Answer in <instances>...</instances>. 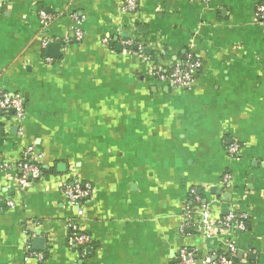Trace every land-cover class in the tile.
<instances>
[{
	"label": "crops",
	"instance_id": "obj_1",
	"mask_svg": "<svg viewBox=\"0 0 264 264\" xmlns=\"http://www.w3.org/2000/svg\"><path fill=\"white\" fill-rule=\"evenodd\" d=\"M262 1L137 0L127 14L123 0H0V92L24 108L21 120L0 112V264H177L181 249L201 258L225 242L235 264H264ZM127 38L141 54L124 53ZM187 54L201 62L189 88L150 75ZM32 144L49 173L21 191L5 166ZM74 179L92 187L81 216L62 192ZM191 188L214 220L246 215L245 230L205 238L199 216L182 229ZM70 219L87 246L67 245ZM25 230L31 246L44 240L42 261L25 260Z\"/></svg>",
	"mask_w": 264,
	"mask_h": 264
},
{
	"label": "built area",
	"instance_id": "obj_2",
	"mask_svg": "<svg viewBox=\"0 0 264 264\" xmlns=\"http://www.w3.org/2000/svg\"><path fill=\"white\" fill-rule=\"evenodd\" d=\"M137 0H123L122 11L127 14H132L136 11ZM255 20L258 22H264V0L260 2L255 9ZM76 21L75 38L80 41L83 38L80 24L82 19L76 15H73ZM39 21L43 27L48 26L52 17L44 12L39 13ZM104 43H108V39L102 40ZM50 40L44 38L42 40V48H46ZM133 40L124 39L121 42L123 51L130 55H139L142 53L141 48L138 50H132ZM201 67V62L198 58H195L191 54H187L181 61L175 62L172 67L167 70H163L160 67L152 66L150 69V75L159 82L169 84L175 89H187L193 81L195 74ZM0 112L13 116L17 120H21L24 115L23 100L19 95H10L5 92H0ZM238 146L237 144H230L227 149L228 158L231 160L237 159ZM5 169L10 171L18 170L19 173H12L13 182L18 190L24 191L30 185L35 183L41 178V169L38 164V156L34 153L33 144L25 148L21 154L20 161L15 166H5ZM222 192L231 190V175L229 172H225L221 178ZM92 187L89 183H81L78 180H72L70 183H66L63 186L62 192L66 199L77 207V215H82L81 206L90 197ZM190 205L185 207V220L182 224V229L194 216L200 217V227L203 231L205 238H212L216 236L215 230L217 227L222 231H244L246 228V215L235 214L228 212L227 215L220 219L214 220L212 217L211 206L204 202L196 188L189 190ZM8 205L12 208V203ZM67 245L70 247L83 248L91 242V238L84 232H81L78 224L75 220L70 219L67 221ZM24 240L23 253L25 260L35 259L42 261L46 255L45 253L36 251L31 246L32 235L27 234ZM50 251V249H47ZM236 247L232 242H225L218 254L206 255L199 257L194 250L181 249L179 251V262L177 264H235Z\"/></svg>",
	"mask_w": 264,
	"mask_h": 264
},
{
	"label": "water",
	"instance_id": "obj_3",
	"mask_svg": "<svg viewBox=\"0 0 264 264\" xmlns=\"http://www.w3.org/2000/svg\"><path fill=\"white\" fill-rule=\"evenodd\" d=\"M59 44L58 43H50L47 45L46 47V50L49 52V53H52L50 55H56V51H58L59 49ZM147 52V50H145V53ZM228 213V210H225V215ZM43 239L40 238L39 236H36L35 238H33L32 240V247L35 249V250H41L42 248V245H43Z\"/></svg>",
	"mask_w": 264,
	"mask_h": 264
},
{
	"label": "trees",
	"instance_id": "obj_4",
	"mask_svg": "<svg viewBox=\"0 0 264 264\" xmlns=\"http://www.w3.org/2000/svg\"><path fill=\"white\" fill-rule=\"evenodd\" d=\"M40 169H41V177H43V176H45L46 174L49 173V170L48 169H43L41 167H40Z\"/></svg>",
	"mask_w": 264,
	"mask_h": 264
}]
</instances>
